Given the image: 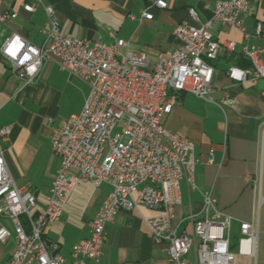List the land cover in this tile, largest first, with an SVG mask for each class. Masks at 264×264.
<instances>
[{"label":"built area","instance_id":"1","mask_svg":"<svg viewBox=\"0 0 264 264\" xmlns=\"http://www.w3.org/2000/svg\"><path fill=\"white\" fill-rule=\"evenodd\" d=\"M261 1L218 0L214 17L207 24L177 25L174 36L178 46L160 58L153 69H149L146 55L130 51L125 40L106 43L67 37L61 32L52 7L45 9L51 29L45 32L43 47H34L18 34L5 39L0 54L26 86L34 83L46 60L54 59L62 71L90 88L81 113L52 130V150L59 159V168L42 211L35 213L36 192L30 186L16 184L0 151V242L10 237L3 218L13 223L16 236L10 264H87L98 260L104 252L107 224L114 221L119 211H132L139 206L158 213L146 222L154 242L165 246L168 264H234L233 219L220 211L212 191L203 194L201 215L187 219L192 225L191 233L183 228L186 221L174 224L175 209L181 203V182L196 189L199 161L195 144L168 130L163 120L184 94L212 101V62L223 48L230 52L235 49L234 42L221 46L214 39L212 28L219 23L243 31L252 5ZM153 5L160 10L168 8L166 0H153ZM24 9L33 13L36 6L27 4ZM190 14L198 19L194 10ZM16 17L12 13L0 14V23ZM142 18L153 20L154 16L144 11ZM262 33L263 27L258 24L256 35ZM263 54L264 48H246L245 57L252 68H231L230 78L253 83L263 79ZM8 133V129L1 131L2 135ZM213 155L212 151L209 163H213ZM82 181L96 187L107 184L112 190L89 223L90 236L73 247L71 260L67 261L59 245L45 241L43 234L47 226L62 217ZM241 233L240 254L255 257L258 231L251 224L242 223ZM193 250L194 262L188 259Z\"/></svg>","mask_w":264,"mask_h":264},{"label":"crops","instance_id":"2","mask_svg":"<svg viewBox=\"0 0 264 264\" xmlns=\"http://www.w3.org/2000/svg\"><path fill=\"white\" fill-rule=\"evenodd\" d=\"M166 1L168 9L160 10L153 6V0H0V14L17 15L0 23V47L15 34L36 48L43 47L45 32L51 29L45 9L52 7L64 35L106 43L125 40L128 49L144 53L153 68L160 57L177 47L175 27L181 23L200 27L211 21L218 0ZM26 4L35 5V12H26ZM191 9L196 11L198 20L191 16ZM146 10L153 14V20L142 18ZM258 24L263 27L261 36L256 35ZM212 32L222 46L235 43L234 51L224 48L212 62V101L182 95L164 118L168 130L195 144L199 161L196 189L181 182V204L175 210L174 223L186 221L183 228L191 233L192 225L187 219L201 215L203 194L212 191L220 211L233 219L231 234L234 228L238 229L242 238L241 224L249 223L259 238L264 217V79L238 82L230 78L229 71L251 69L245 49L264 48V0L252 5L243 31L216 24ZM262 60L264 63V54ZM89 93L87 84L62 71L54 59L46 60L35 83L25 86L0 54V151L16 184L30 186L36 192L35 213L46 207L59 168L52 150V130L80 114ZM3 129L9 130L8 135L1 134ZM212 151L213 163H209ZM110 190L108 185L95 187L88 181L80 182L62 217L46 227V241L57 242L67 261L73 246L89 236V223ZM156 215L144 206L132 212L121 211L106 227L104 254L88 264H168L165 246L154 243L146 223V219ZM2 224L10 237L0 242V264H10L16 250L15 230L8 218H3ZM25 226L28 230L26 223ZM256 257L257 249L251 258ZM188 259L194 262L192 252Z\"/></svg>","mask_w":264,"mask_h":264},{"label":"rangeland","instance_id":"3","mask_svg":"<svg viewBox=\"0 0 264 264\" xmlns=\"http://www.w3.org/2000/svg\"><path fill=\"white\" fill-rule=\"evenodd\" d=\"M260 3V2H259ZM27 5V4H26ZM154 6V5H153ZM25 7V6H24ZM158 9V8H157ZM168 9V8H167ZM25 10V9H24ZM54 10V9H53ZM164 10H166V9H164ZM191 10H193V9H191ZM190 10V11H191ZM147 11V10H146ZM195 11V10H194ZM27 12V11H26ZM144 12V11H143ZM142 12V13H143ZM149 12V11H148ZM196 12V11H195ZM214 14V13H213ZM198 16V15H197ZM213 17H214V15H213ZM147 20V19H146ZM198 20V19H197ZM210 22V21H209ZM208 23V22H207ZM207 23H205V24H207ZM216 24H219V23H216ZM215 24V25H216ZM60 25V24H59ZM179 25V24H178ZM202 25H204V24H202ZM201 25V26H202ZM214 25V26H215ZM220 25H222V24H220ZM200 26V27H201ZM214 26H213V28H214ZM176 28V27H175ZM213 28H212V30H213ZM212 34H213V32H212ZM263 34V33H262ZM173 35H174V31H173ZM213 36H214V34H213ZM68 37V36H67ZM175 37V36H174ZM176 38V37H175ZM214 39H215V37H214ZM118 40V39H117ZM216 40V39H215ZM102 41V40H101ZM178 41V40H177ZM217 41V40H216ZM104 42V41H103ZM115 42V41H114ZM127 42V41H126ZM218 42V41H217ZM233 42V41H232ZM113 43V42H112ZM219 43V42H218ZM179 44V43H178ZM220 44V43H219ZM2 46V45H1ZM178 46V45H177ZM222 46V45H221ZM176 49V48H175ZM224 49V48H223ZM222 49V50H223ZM249 49V48H248ZM221 50V51H222ZM131 51V50H130ZM123 52H125V51H123ZM132 52H134V51H132ZM138 53H141V52H138ZM171 53V52H170ZM221 53V52H220ZM219 53V54H220ZM142 54H144V53H142ZM169 54V53H168ZM167 54V55H168ZM145 55V54H144ZM244 55H245V51H244ZM164 56H166V55H164ZM164 56H162V57H164ZM219 56V55H218ZM147 57V56H146ZM162 57H160V58H162ZM218 58V57H217ZM247 59V58H246ZM148 60V59H147ZM160 60V59H159ZM217 60V59H216ZM215 60V61H216ZM250 61V60H249ZM149 62V61H148ZM159 62V61H158ZM158 64V63H157ZM156 64V65H157ZM252 64V63H251ZM154 68V67H153ZM153 68H150L149 67V69H153ZM250 70V69H249ZM18 78V77H17ZM19 79V78H18ZM37 79V78H36ZM264 79V78H263ZM20 80V79H19ZM21 81V80H20ZM36 81V80H35ZM35 81H34V83H35ZM213 81H214V78H213ZM23 83V82H22ZM33 83V84H34ZM24 84V83H23ZM86 84V83H85ZM25 85V84H24ZM31 85V84H30ZM26 86V85H25ZM28 86V85H27ZM212 93H213V91H212ZM185 95V94H184ZM195 97V96H194ZM179 102V101H178ZM83 110V109H82ZM171 114V113H170ZM163 124H164V120H163ZM165 126V125H164ZM173 132V131H172ZM58 159V158H57ZM59 160V159H58ZM74 173V172H73ZM75 174V173H74ZM83 182V181H82ZM89 182V181H88ZM91 183V182H90ZM102 185H107V184H102ZM101 185V186H102ZM95 186V185H94ZM109 186V185H108ZM77 187V186H76ZM96 187V186H95ZM100 187V186H99ZM110 187V186H109ZM111 188V187H110ZM112 190V189H111ZM111 190H110V192H111ZM75 191V190H74ZM110 192H109V194H110ZM108 194V195H109ZM73 195V194H72ZM108 195H107V197H108ZM107 197H106V199H107ZM71 198V197H70ZM37 199V198H36ZM105 199V200H106ZM70 200V199H69ZM105 200H104V202H105ZM69 202V201H68ZM104 202H103V204H104ZM102 204V205H103ZM181 204V203H180ZM179 204V205H180ZM102 207V206H101ZM100 207V208H101ZM140 207V206H139ZM145 207V206H144ZM147 208V207H146ZM177 208V207H176ZM149 209V208H148ZM100 210V209H99ZM135 210V209H134ZM134 210H132V211H134ZM150 210H152V209H150ZM176 210V209H175ZM121 211H124V210H121ZM121 211H119L118 213H117V215L121 212ZM132 211H125V212H132ZM153 211H155V210H153ZM99 212V211H98ZM156 212V211H155ZM259 212V211H258ZM98 214V213H97ZM158 214V213H157ZM116 215V216H117ZM157 216V215H156ZM155 217V216H154ZM154 217H152V218H154ZM115 219H116V217H115ZM115 219H114V221H115ZM150 219V218H149ZM92 221V220H91ZM90 221V222H91ZM113 221V222H114ZM112 222V223H113ZM55 223V222H54ZM147 223V222H146ZM109 224H111V223H109ZM175 224V223H174ZM52 225V224H51ZM108 225V224H107ZM148 225V224H147ZM177 225V224H176ZM50 226V225H49ZM48 227V226H47ZM107 227V226H106ZM149 227V226H148ZM46 229V228H45ZM45 229H44V231H45ZM150 229V228H149ZM89 230H90V227H89ZM151 231V230H150ZM107 233V232H106ZM151 234H152V232H151ZM89 236H90V231H89ZM88 236V237H89ZM43 237H44V234H43ZM87 237V238H88ZM87 238H85V239H87ZM240 238H241V235H240V231L238 230V229H233V231H232V234H231V250H232V252L235 254V262H234V264H264V217H263V219H262V223H261V228H260V231H259V238H258V247H257V257L256 258H251V257H249V256H244V255H241L240 253H239V243H240ZM152 239H153V236H152ZM44 240L46 241V239H45V237H44ZM84 240V239H83ZM107 241V240H106ZM154 241V240H153ZM48 242V241H47ZM80 242V241H79ZM48 243H51V242H48ZM53 243H57V242H53ZM78 243V242H77ZM76 243V244H77ZM155 243V242H154ZM58 244V243H57ZM75 244V245H76ZM106 244V243H105ZM156 244V243H155ZM59 245V244H58ZM74 245V246H75ZM73 246V247H74ZM59 247H60V245H59ZM73 249V248H72ZM104 249H105V246H104ZM61 253V252H60ZM71 254H72V252H71ZM103 254H104V252H103ZM193 255H194V250L192 251V257H193ZM13 256V255H12ZM102 257V256H101ZM100 257V258H101ZM99 258V259H100ZM98 259V260H99ZM71 260V259H70ZM98 260H91V261H98ZM89 262V261H88ZM88 264V263H87Z\"/></svg>","mask_w":264,"mask_h":264},{"label":"bare ground","instance_id":"4","mask_svg":"<svg viewBox=\"0 0 264 264\" xmlns=\"http://www.w3.org/2000/svg\"><path fill=\"white\" fill-rule=\"evenodd\" d=\"M248 248V247H247Z\"/></svg>","mask_w":264,"mask_h":264}]
</instances>
